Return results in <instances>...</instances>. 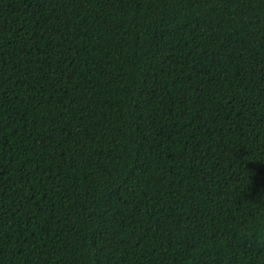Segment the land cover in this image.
Here are the masks:
<instances>
[{
	"label": "trees",
	"instance_id": "1",
	"mask_svg": "<svg viewBox=\"0 0 264 264\" xmlns=\"http://www.w3.org/2000/svg\"><path fill=\"white\" fill-rule=\"evenodd\" d=\"M0 264H264V0H0Z\"/></svg>",
	"mask_w": 264,
	"mask_h": 264
}]
</instances>
